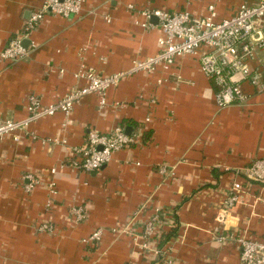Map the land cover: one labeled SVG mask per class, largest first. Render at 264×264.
<instances>
[{"label": "crops", "instance_id": "crops-1", "mask_svg": "<svg viewBox=\"0 0 264 264\" xmlns=\"http://www.w3.org/2000/svg\"><path fill=\"white\" fill-rule=\"evenodd\" d=\"M257 1L85 0L79 14L46 16L31 35V55L10 63L2 51L44 0H0V118L25 119L31 95L52 104L84 86L74 78L84 67L111 75L155 55L160 31L139 24L143 10L205 16L214 4L223 20ZM243 89L251 95L247 106L219 108L212 81L187 56L169 71L124 79L103 112L99 97L89 95L70 117L57 113L32 123L29 132L37 140L27 134L20 142L0 140V264H155L139 243L145 224L159 213L164 230L177 226L178 218V236L162 248L179 264H243L236 243L219 241L224 226L217 220L232 184L244 182L236 170L264 159V96L248 83ZM118 126L133 128L138 142L98 172L70 167L72 147L84 146L90 129L109 133ZM163 167L174 175L161 174ZM28 173L43 180L30 193L24 189ZM244 185L224 230L264 241V185ZM77 206L86 214L80 224L70 217ZM43 223L54 233L39 232ZM100 228L101 241L86 242Z\"/></svg>", "mask_w": 264, "mask_h": 264}, {"label": "built area", "instance_id": "built-area-1", "mask_svg": "<svg viewBox=\"0 0 264 264\" xmlns=\"http://www.w3.org/2000/svg\"><path fill=\"white\" fill-rule=\"evenodd\" d=\"M191 1L193 0H188ZM84 3L85 0H44L42 6L32 12L22 31L10 39L1 53V58L10 63L28 58L36 48L31 35L46 16L69 18L79 14ZM129 8L134 9L133 6ZM140 15L145 19L143 23L139 22L142 27L158 28L160 31L155 55L136 60L129 70L111 75H103L94 68L84 67L74 74V78L86 84L52 104H44L40 97L31 95L27 106L28 116L25 119L0 118V140L12 137L15 142H20L23 134L37 140L38 137L29 132L32 123L57 113L70 117L75 106L89 95L99 97V110L103 112L111 104L110 91L117 88L124 79L138 73L169 71L179 59L187 56L199 61L204 75L218 88L215 91V102L219 108L248 105L251 95L243 89V83L249 84L252 93L264 96V0H258L254 4L243 3L233 17L223 20L218 19L214 4L208 7V14L205 16H195L188 10L169 12L163 9L143 10ZM154 18L157 19V24L152 23ZM24 39L30 40L29 46L24 45ZM158 83L162 84L163 80L159 79ZM149 103L155 105L156 100L151 99ZM113 105L120 107L122 104L116 102ZM138 140L139 135L126 134L121 126L109 133L90 129L85 145L72 147L74 159L70 167L88 173L98 172L111 162L115 153L133 146ZM42 142L67 145L66 140L43 139ZM51 173L55 174L56 169H52ZM160 173L174 175L166 167L161 168ZM236 173L244 182L236 181L232 184L229 196L220 210L217 220L224 227L219 241L236 243L243 264H264V241L245 233L224 230L232 210L241 201L244 184L256 182L264 185V159H256L246 168L236 170ZM23 179L26 181L24 189L27 193L43 184L41 177L33 173L26 174ZM50 188L55 192L56 184L51 182ZM171 213L163 216L170 218ZM70 217L75 224L82 223L86 218L85 209L82 206L72 208ZM171 224L173 225L172 221ZM161 225L162 213L145 224L140 235V250L153 254L156 258L155 264H178L169 258L167 249L158 246L164 229ZM38 231L52 234L55 228L51 224L43 223ZM103 234L104 230L100 228L86 242H99Z\"/></svg>", "mask_w": 264, "mask_h": 264}, {"label": "trees", "instance_id": "trees-1", "mask_svg": "<svg viewBox=\"0 0 264 264\" xmlns=\"http://www.w3.org/2000/svg\"><path fill=\"white\" fill-rule=\"evenodd\" d=\"M213 86L215 88V91L218 90V88L214 84H213ZM253 184H258V183L254 182ZM175 219H176V222L178 224L177 226L171 228L170 230H164V229L162 230V235H161V238H160L159 247H161V248L164 247V245L167 244L168 242H170L171 239L176 238L178 236L179 229H180V224L178 222V218L176 217Z\"/></svg>", "mask_w": 264, "mask_h": 264}, {"label": "water", "instance_id": "water-1", "mask_svg": "<svg viewBox=\"0 0 264 264\" xmlns=\"http://www.w3.org/2000/svg\"><path fill=\"white\" fill-rule=\"evenodd\" d=\"M152 21L154 22V24H157V23H158L156 18H154ZM23 43H24V45L27 47V46H29V44H30V40H29V39H24ZM124 132H125L126 134L132 135V134L134 133V129L128 127V128H125V129H124Z\"/></svg>", "mask_w": 264, "mask_h": 264}, {"label": "rangeland", "instance_id": "rangeland-1", "mask_svg": "<svg viewBox=\"0 0 264 264\" xmlns=\"http://www.w3.org/2000/svg\"><path fill=\"white\" fill-rule=\"evenodd\" d=\"M169 258H170V259H173V260H175V261L178 262V260H177L176 258H173L171 255H169ZM178 264H179V263H178Z\"/></svg>", "mask_w": 264, "mask_h": 264}]
</instances>
